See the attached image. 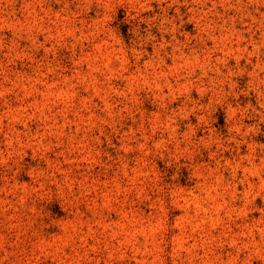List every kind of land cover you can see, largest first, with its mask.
<instances>
[{"label": "rangeland", "instance_id": "rangeland-1", "mask_svg": "<svg viewBox=\"0 0 264 264\" xmlns=\"http://www.w3.org/2000/svg\"><path fill=\"white\" fill-rule=\"evenodd\" d=\"M0 264H264V0H0Z\"/></svg>", "mask_w": 264, "mask_h": 264}]
</instances>
